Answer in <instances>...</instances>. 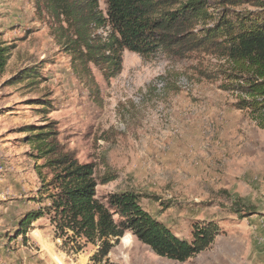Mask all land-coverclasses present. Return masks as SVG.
<instances>
[{
  "label": "rangeland",
  "instance_id": "obj_1",
  "mask_svg": "<svg viewBox=\"0 0 264 264\" xmlns=\"http://www.w3.org/2000/svg\"><path fill=\"white\" fill-rule=\"evenodd\" d=\"M58 26L34 0H0L9 47L0 74V264H264V128L220 87L232 63L203 51L176 58L123 49L109 78L92 63L77 74ZM95 33L106 40L110 29ZM40 125L79 162L93 163L97 177L115 175L97 184L99 199L133 191L179 238L213 222L214 243L179 262L126 231L102 260L91 259L97 244L56 230L45 209L51 174L27 143ZM236 198L256 213L239 217ZM30 212L42 214L17 233Z\"/></svg>",
  "mask_w": 264,
  "mask_h": 264
},
{
  "label": "trees",
  "instance_id": "obj_2",
  "mask_svg": "<svg viewBox=\"0 0 264 264\" xmlns=\"http://www.w3.org/2000/svg\"><path fill=\"white\" fill-rule=\"evenodd\" d=\"M103 1L104 14L98 0H34L37 8L58 20L59 39L71 55L75 73L87 72L92 63L105 67L103 74L109 78L121 69L123 49L140 56L161 51L176 58L203 51L232 63L229 70L222 71L225 80L220 87L238 94L235 106L247 110L264 128V0ZM106 26L110 33L103 40L95 32ZM8 58L9 47L0 38V74ZM34 129L27 143L49 170L48 184L54 190L45 209L56 230L97 244L91 259L102 260L113 245L110 239L117 240L126 231L156 255L179 262L214 243L218 227L213 222H196L190 239L179 238L142 208L140 196L133 191L109 193L99 199L97 184H105L115 175L97 177L94 164L79 162L49 126ZM231 209L244 218L256 213L253 205L246 206L239 198ZM39 214H25L17 233L24 232Z\"/></svg>",
  "mask_w": 264,
  "mask_h": 264
}]
</instances>
